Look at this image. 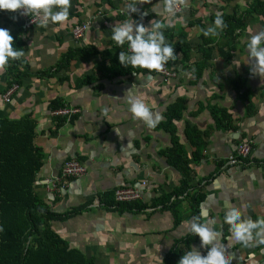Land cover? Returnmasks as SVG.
I'll return each instance as SVG.
<instances>
[{
	"label": "crops",
	"instance_id": "0c3cea01",
	"mask_svg": "<svg viewBox=\"0 0 264 264\" xmlns=\"http://www.w3.org/2000/svg\"><path fill=\"white\" fill-rule=\"evenodd\" d=\"M252 1L188 0V7L169 17L161 10L162 0L137 5L139 12L131 16L125 10L129 0H71L66 22H50L47 26L37 23L32 28H28L20 12L0 10V27L8 29L12 36L18 34L17 39L28 44L21 65L29 66L31 74L54 70L68 49L96 48L103 53L71 62L51 78L28 75L8 103L2 102L1 95L12 78L5 71L0 74V116L20 118L32 111L38 121L36 142L46 159L36 179V191L51 203L54 201L60 213L91 202L80 213L52 224L71 248L94 258L96 264H162L174 240L189 233L190 220L174 227L168 210L149 207L141 213H118L104 208L98 200L116 187L135 186L142 190L143 202L151 204L153 198L180 180L178 170L169 166L159 151L170 145L169 134L164 129L148 128L133 116L127 102L130 91L150 110L158 111L163 117L161 122L166 121L170 104L179 98L186 100L187 109L177 135L188 152L191 148L184 134L185 124L206 131L202 135V157L191 165L205 192L200 205L202 221L213 222L210 227L219 234L218 242L225 246L231 264H264V244L245 247L232 241L230 228L224 234L223 219L232 206L254 221L264 218V76L250 73L247 51L251 34L264 29L263 20L256 14L249 16V27L241 32L237 51H230L226 58L221 57L218 47L227 40L216 38V48L199 78L189 73L191 63L198 60L195 52H191L188 64L181 65L176 59V75L171 78L157 71L130 72L121 66L118 76L107 52L116 45L111 39L113 27L125 20L146 27L151 26L153 19L164 23L171 20L175 26L166 27L164 36L183 29L186 41L196 46L203 34L201 30L212 26L210 17L219 6L225 7V14L232 15L235 7L245 10ZM190 21H195L193 27L187 26ZM82 24L89 28L77 40L72 32ZM127 46H120V51L130 52ZM238 75L255 107L253 114H248L249 102L233 90L232 80ZM56 100L60 108L78 110L76 116L65 119L52 132L55 118L49 106ZM198 105L203 109L194 115ZM207 106L227 109L237 128L227 131L216 127ZM247 139L253 140L249 164L232 163L230 157L238 142ZM68 159H79L87 171L82 176L64 178L62 167ZM144 181L147 185L142 184ZM194 246L206 254L207 248H200V240Z\"/></svg>",
	"mask_w": 264,
	"mask_h": 264
},
{
	"label": "trees",
	"instance_id": "16d2710c",
	"mask_svg": "<svg viewBox=\"0 0 264 264\" xmlns=\"http://www.w3.org/2000/svg\"><path fill=\"white\" fill-rule=\"evenodd\" d=\"M224 1L230 2L231 0ZM224 9V6H219L215 14L210 17L212 26H214V20L218 14L222 15L227 24V27L220 31V34L216 37L208 36L205 39L202 34L200 43L196 46H191L186 41V33L183 29H177L175 32L168 33L165 36L166 42L173 46L176 59L179 60L181 65L190 63L191 52L197 53L198 60L192 62V66L189 68V73L194 74L197 78L201 77L208 66L207 60L211 57L214 48H216L213 45L216 38L227 40L224 46L218 47L221 57L226 58L231 54L230 51H233V53L237 51L238 38L241 32L249 27V16L256 14L264 22V0H253L248 3L245 10H239V7H235L232 15L225 14ZM194 24L195 21H190L187 26L193 27ZM17 35H13V47L23 50L24 55L17 61H10L5 72L7 76L9 75L12 78V81L8 82L5 91L13 85L20 86L28 75L37 78H51L58 71L67 69L71 62L92 57L96 54L99 56L103 54L102 51L96 48L68 49L62 55L54 70L31 74L29 66L21 65V60H23L28 50V44L26 42L21 43L17 39ZM125 48L127 49L128 46ZM109 49L110 51H107L108 61L111 67L117 68L116 75L120 76V66L121 69L130 72L145 71L147 73H156V71H149L144 68L122 66L118 60L120 46L112 45ZM126 52L130 54L128 50ZM113 53L117 54L112 56ZM176 59L167 62L166 66L173 76H164L165 78H171L176 75ZM157 73L162 75L159 72ZM232 84L233 90L238 97L249 102L248 114H251V112L253 114L255 107L249 100L247 91H244V84L240 75L232 80ZM217 86L221 87L220 85ZM58 108H60L59 100L50 103V110ZM186 109V100L183 98L177 99L168 106L166 121L159 123L155 127L157 130L164 129L170 136V145L159 151L167 159L168 165L174 167L180 173L178 184L153 198L151 204L143 202V196L131 202H116L113 192H106L98 198L104 208L113 209L118 211V213H123V211H140L141 213V211L153 207L155 209L168 210L173 217L174 227L185 221L192 220L193 217H198L199 222L203 223L200 205L205 198L204 187L201 184L202 180L196 179L195 171L191 165L192 162L198 161L202 157V151L205 147L202 135L206 131L195 125L185 124L184 134L191 148V151L188 152L177 135V129ZM202 109V106L198 105L194 115ZM208 111L216 127L227 131L237 128L233 124L232 116L227 109L212 106L209 107ZM53 118H55V125L52 132H56L66 120L57 117ZM37 126L38 121L32 111L20 118L0 116V228L3 229V231H0V264H96L94 258H88L80 250L71 248L69 243L54 230L52 225L54 222L66 220L80 213L91 202L70 209L67 213H60V211L56 210L54 201L51 203L35 189L38 173L46 159V153L36 142ZM243 141H250L253 146V140L251 139L241 140L238 144ZM248 160L249 157L243 159L238 157V161L235 164H249ZM229 228L230 226L225 223V235ZM199 240V237L191 232L174 240L172 249L163 260V264H178L181 256L197 244ZM203 252H206V250H202Z\"/></svg>",
	"mask_w": 264,
	"mask_h": 264
},
{
	"label": "clouds",
	"instance_id": "9594fccd",
	"mask_svg": "<svg viewBox=\"0 0 264 264\" xmlns=\"http://www.w3.org/2000/svg\"><path fill=\"white\" fill-rule=\"evenodd\" d=\"M148 2L149 0H129L125 10L128 15L137 13L139 12L137 5ZM71 6V0H0V10L39 16L42 26H47L50 22L53 24L66 22ZM186 7L188 0H162L161 10L169 17H174L177 10ZM150 24V27H146L142 23L125 20L113 27L111 39L117 46L127 43L130 50V54L119 52L118 60L122 66L159 72L163 71L169 60L176 59L173 46L166 42L163 34L166 27L172 28L175 24L171 20L164 23L155 19L151 20ZM226 27L222 15L218 14L214 26L201 31L206 37H216ZM13 44L14 38L10 31L0 27V74L7 70L10 61H17L24 55L23 50L14 48ZM247 51L251 65L250 73L264 76V29L251 34ZM127 102L133 116L142 120L148 128H155L162 121L163 117L158 111L150 110L143 100L130 91ZM224 221L230 226L232 241L245 247L254 246V243L264 244V218H257L254 221L251 217L243 216L239 208L232 206L226 212ZM211 223L213 222L201 223L198 217H193L188 222V231L199 237L200 248H207V252L201 254V251L193 246L181 256L178 264H231L225 246L218 242L219 234L210 227ZM0 231L3 229L0 228Z\"/></svg>",
	"mask_w": 264,
	"mask_h": 264
},
{
	"label": "built area",
	"instance_id": "2783aa9c",
	"mask_svg": "<svg viewBox=\"0 0 264 264\" xmlns=\"http://www.w3.org/2000/svg\"><path fill=\"white\" fill-rule=\"evenodd\" d=\"M181 10H177L176 14ZM26 19V24L28 28H32L37 23H40L41 17L35 16L32 14L24 15L21 14ZM88 24H82L74 27L73 36L75 39L79 40L84 37L85 32L88 30ZM163 76H173V74L168 70V67L165 65L163 71H159ZM19 86L13 85L5 91L1 99L3 103H8L9 99L13 97L18 91ZM77 110L74 108L63 107L52 112L53 117L64 118L71 120L72 117L77 115ZM253 149V146L250 141H243L237 145L236 153L232 155L231 162L235 163L238 161V157L243 159L249 157ZM86 166L83 162L76 159L66 160L62 167V176L64 178L82 176L86 172ZM143 185H147V181L142 182ZM143 196L142 190L135 186L127 187H116L113 190V197L116 202H131L133 200L140 199Z\"/></svg>",
	"mask_w": 264,
	"mask_h": 264
},
{
	"label": "water",
	"instance_id": "95a60500",
	"mask_svg": "<svg viewBox=\"0 0 264 264\" xmlns=\"http://www.w3.org/2000/svg\"><path fill=\"white\" fill-rule=\"evenodd\" d=\"M167 163V162H166Z\"/></svg>",
	"mask_w": 264,
	"mask_h": 264
}]
</instances>
